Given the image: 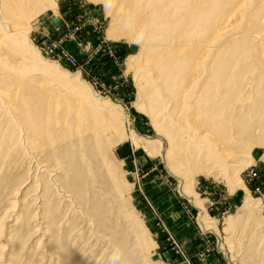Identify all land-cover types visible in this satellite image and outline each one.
<instances>
[{
  "label": "rangeland",
  "instance_id": "374dc122",
  "mask_svg": "<svg viewBox=\"0 0 264 264\" xmlns=\"http://www.w3.org/2000/svg\"><path fill=\"white\" fill-rule=\"evenodd\" d=\"M40 1L26 25L34 55L108 108L102 116L80 109L88 118L82 134L93 141L57 151L63 164L29 153L4 162L0 152V180L15 169L19 183L0 206V264H110L116 250L120 264H264V27L249 25L242 47L243 37L226 43L241 24L264 17V0H228L243 16L216 41L214 30L193 29L191 19L182 37L188 54L194 43L211 49L197 77L186 72L180 95L164 88L182 78L177 71L167 79L151 68L156 57L129 27L127 4ZM171 16L187 18L178 10ZM159 33L152 39L167 37ZM215 55L234 71L228 79L224 70L225 85L211 73ZM66 149L80 171L69 169ZM66 173L82 178L79 198L63 187ZM44 190L57 197V223L41 228L53 209L44 225L32 219L23 234L27 216L47 207L37 198Z\"/></svg>",
  "mask_w": 264,
  "mask_h": 264
},
{
  "label": "bare ground",
  "instance_id": "6f19581e",
  "mask_svg": "<svg viewBox=\"0 0 264 264\" xmlns=\"http://www.w3.org/2000/svg\"><path fill=\"white\" fill-rule=\"evenodd\" d=\"M39 1L0 0V152L6 158L4 162L8 157L13 160L19 155L27 157L29 153L35 160L37 157V159H41V156H43L46 159L63 164V161L57 156V151L68 149L74 144L77 146L93 141L92 137L82 134L80 128L83 124L86 125L88 118L83 117L80 109H87L86 111L90 112L96 111L102 116L105 108H108H103L97 102L98 99L94 98L95 95L93 96V93L83 89L78 81L63 77L64 73H61V75L52 71L49 64L42 62L34 55L26 39L28 37H25L28 30L26 25L31 10L33 12L34 7L40 6ZM116 2H119L122 7L123 4L129 6V14H131L129 16V27L133 30H140L139 34L142 35L143 46L147 48L148 54L156 57V59L152 58L150 61L151 68L157 70L159 77L164 75L165 78L169 79L174 71H177L182 77L176 82L169 81L170 83H166L164 86L166 91L173 90L178 95L184 93L183 90L187 87V81L190 82V76H187L186 72L192 70L193 76L197 77L208 57L206 53L211 49L208 43H194L191 54H188L185 40L182 37L190 34L186 27L190 24L191 19L194 23L193 29L200 28L203 32H213L214 30L212 37L213 41H216L225 38L233 29L234 24L237 23L236 19L239 17V22L243 16L242 6L239 5L238 8L233 9L228 0H116ZM174 10H178L182 15L187 14V18L172 17ZM119 12H121V8H119ZM141 15H146L148 18L149 22L145 26L141 23L144 19L138 17ZM261 27H264L263 16L261 18L256 17L255 23L252 25L247 23L242 26L241 24V29L235 33L237 35L228 36L226 43L243 37V41L239 44L242 47L248 42L245 31L248 28L252 30ZM156 32H160L158 35L166 34L167 37L159 41H157V37L152 39ZM156 42L160 43L156 44ZM175 44L177 47H174ZM211 66L210 70L213 77L221 85L224 84V70L228 69L230 72L228 79L235 77L234 71L229 69V65L223 59H218L217 55L212 59ZM182 101L184 103V99ZM77 140L83 142L79 143ZM50 146L51 150H56L55 153H50ZM12 147L17 150H12ZM93 147L99 150V145L96 144ZM89 149L92 150L93 148ZM74 153L68 150L64 152L69 169L73 170L72 168H75L74 171L77 172L81 168L79 170L75 165ZM38 161V164L44 168L42 170L50 168L42 161ZM56 167L55 169H57ZM50 170L53 172L54 169ZM11 171L9 169L5 170V175L0 180V206L7 196L19 190L16 189L19 183L17 179L13 178L14 175ZM16 171H18V168ZM72 176L68 173L65 174V180L63 181L65 186L63 187H66V191L73 193L74 197L79 198L81 196L80 182L82 178L77 174ZM4 178L8 179L7 184H5ZM58 179L62 180L59 176ZM63 182L61 185H63ZM52 183V186L59 189L57 182L52 181ZM4 186L6 187L2 189ZM37 198L41 200L39 208L44 210L43 206L47 207L42 213H38V211H35L33 215L28 213V219L22 231L23 234L32 229L29 223L32 219L38 220L41 224L46 223L45 219L49 217L48 212L53 209V217H49L47 220L48 225L45 224V226L41 225L42 227H40L49 229L50 224L53 226L57 223L58 218L55 214L58 210L55 207L57 197L50 198V195L48 196L44 190L43 194ZM11 201L13 203L10 202L12 204L10 207H15L17 202ZM103 222L105 223V220ZM60 234L62 238L65 237V234L62 236V232ZM70 255L65 250V256L70 257Z\"/></svg>",
  "mask_w": 264,
  "mask_h": 264
},
{
  "label": "clouds",
  "instance_id": "9594fccd",
  "mask_svg": "<svg viewBox=\"0 0 264 264\" xmlns=\"http://www.w3.org/2000/svg\"><path fill=\"white\" fill-rule=\"evenodd\" d=\"M139 42V41H137ZM120 253L118 250L114 251L111 257L109 258L110 264H120Z\"/></svg>",
  "mask_w": 264,
  "mask_h": 264
}]
</instances>
